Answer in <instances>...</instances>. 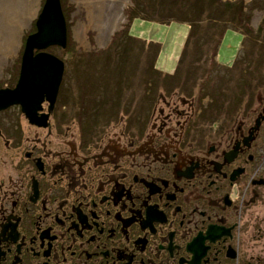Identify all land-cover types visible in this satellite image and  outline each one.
Masks as SVG:
<instances>
[{"label":"flooded vegetation","instance_id":"obj_1","mask_svg":"<svg viewBox=\"0 0 264 264\" xmlns=\"http://www.w3.org/2000/svg\"><path fill=\"white\" fill-rule=\"evenodd\" d=\"M18 67L16 57L0 88L13 87ZM80 89L78 160L25 142V128L51 127L58 88L33 122L18 103L0 107V264H264V102L205 129L189 106L174 136L138 144L155 163L142 167L125 152H94L103 133H85Z\"/></svg>","mask_w":264,"mask_h":264},{"label":"rangeland","instance_id":"obj_2","mask_svg":"<svg viewBox=\"0 0 264 264\" xmlns=\"http://www.w3.org/2000/svg\"><path fill=\"white\" fill-rule=\"evenodd\" d=\"M42 1L0 0V20L3 16L11 13L12 10H19V15H17L19 20L24 19V17L27 18L24 25L17 28L19 29L18 38L14 48L8 53L0 52V81L5 79L6 72L11 71L9 68H11L12 61L19 57L25 35L32 32V28L34 30L33 21ZM241 1L243 11L250 13L247 20L248 25L255 29L264 14V0ZM58 2L62 15H67L66 18L63 17L65 35L66 38L69 37L71 49L75 54L68 52L65 46L60 48L56 45H49L44 48V50L61 59L64 66L55 105L50 116L51 127L48 130L41 129L39 131L25 128L27 136L25 142H28V144L35 142L41 147L42 152L45 154L49 152L55 160L64 157L78 160L79 156L73 154L78 148L77 141H75L74 115L79 102L80 88L82 87L85 105L81 116L85 133L93 136L92 134L97 129H99V133H103L99 147L94 152L98 150L99 152H112L114 150L115 152H125L127 157H132L134 160L138 159L143 164L142 167H148V161L152 165L155 163L145 153L143 146L138 144L147 141L149 144L154 145L152 142L156 141V137L174 136L178 133L181 120L187 114L189 106L193 105L199 108L191 119L203 120L204 124L201 129H205L209 121L212 120H244L246 112L264 102V98H261V94L264 93L263 88L247 89L240 87V84H238L242 80L240 73L243 68L233 65L234 67H232L229 74H226L220 67V65L224 66L229 63L233 58L234 51L237 44H239L237 33L231 31L224 33L220 46L213 57L217 65H212L211 70V76L216 79L214 80L215 85L217 83L218 86L221 79L227 77L233 79L231 85L220 87L221 90H219L204 84L196 89L197 78L201 75L199 72L202 70L204 59L203 57L194 58L191 54H188L191 41L189 39L187 43L185 42L187 36L185 23L170 21L160 24L146 19L133 18L127 30L123 31L121 36L114 42L115 46L120 47L118 40L127 32L133 37L155 41L160 44L153 59H150L148 51H144V49L141 51L143 53L141 56L146 58H139L141 60L140 66L145 60L149 70H163L166 72L164 76L168 78V84L163 83L165 85L163 87L159 83L158 91L154 92L155 95L151 98L148 95V78L154 75L160 76L161 73H154L153 71H150V73L147 71L146 73L137 72V68L130 72L128 66L124 71L125 75L123 77L119 76L118 81L112 82L115 72L111 71V63L116 57H110V53L107 54L105 48L109 45L113 33L126 24L127 17L123 11L124 7L130 4V0H58ZM23 12H25L24 15H22ZM135 14L144 16L140 11H135ZM206 39L207 37L202 38L204 41ZM184 45L185 54L181 58L180 71L174 73L173 70ZM129 47L132 48V51L129 52L130 58H132L134 54L138 53V50L133 46V43ZM100 51H102L101 54L98 53ZM150 53H153V51H150ZM149 60L152 62L150 66L148 65ZM187 62H191L193 68L188 74H185L183 72L184 64ZM216 70L217 72H215ZM232 73L237 74V83ZM252 74L254 73H248L247 75L251 76ZM185 75L189 76L187 82L183 81ZM176 76L181 78L176 82L174 80L175 83L170 82L169 78ZM121 77H126L128 82H125L126 80L123 82ZM138 77L141 80L143 78L147 80L145 82L146 88H144L142 81L139 82L140 86L137 85ZM130 79L132 82L129 81ZM105 80L109 83L107 89H105L106 92L103 91ZM115 83H119V85ZM125 83H127V86ZM183 83H185V88ZM218 92L221 93V96L215 100L212 95ZM142 95H145V97L141 98ZM220 105H227V108L220 107ZM209 107L212 110L206 112ZM95 110L98 111V117H95ZM175 110L181 111L182 115L176 116ZM252 116L253 114L249 113L248 119H251ZM2 117L10 118V112ZM188 130L190 134L192 131L190 125ZM134 131L142 138L133 137L136 142L132 143L129 138H132ZM68 153L71 155H68Z\"/></svg>","mask_w":264,"mask_h":264},{"label":"trees","instance_id":"obj_3","mask_svg":"<svg viewBox=\"0 0 264 264\" xmlns=\"http://www.w3.org/2000/svg\"><path fill=\"white\" fill-rule=\"evenodd\" d=\"M135 11H140V13H142L144 16H138V14L134 15ZM123 12L127 17V22L122 26L121 29L113 33L110 38L109 45H107L105 48L107 50L106 53H110V57H116L115 59H113V61L115 60L114 63L113 61L111 63V71L115 72L113 77L114 81L112 80V82L118 81L120 78L119 76L123 77L125 75L124 71L129 66L130 72H133L134 68H137V72L146 73L147 71L148 73H150V71H153L154 73H161L160 76L154 75L153 77L148 78V95L151 98L155 95L154 92L158 91L159 83H161L163 87H165L164 84H168V78L164 76L166 74L165 71L149 70L145 63V60H143V64L142 66H140L141 60L139 58H146L144 56H141L143 55L141 51L143 49L144 51L147 50L150 59H153L160 46L158 42L151 40L146 41L141 38H136L127 34L126 32L118 40L120 47H118V45L115 46L114 41H116L121 36L123 31L127 30L128 25L131 23L132 19L140 18L160 24H164L170 21L185 23V25L187 26V36L185 42L187 43V40L189 39L191 41V48L188 54H191L194 58L203 57L204 59L202 70L201 72H199L201 75L197 78L198 83L196 85V89H199L204 84H207L209 87L218 88L219 90H221L222 87L229 86V84L231 85L233 79H230L229 77L221 79V82L220 84H218V86L217 83L215 85L214 80L216 79L215 77L211 76V70L212 65H217V63L214 62L213 57L215 56L218 47L220 46V42L224 33L226 31L237 33L239 35V44H237L233 58L229 63H224L225 65H220V67L226 74H229L232 67L234 66L241 67L243 68L241 70L242 75L240 73L242 82H238L236 79L238 78L236 76L237 74L232 73L236 83L238 82V84H240V87L247 89H264V14L256 28L253 29L248 25L247 21L250 17V13H245L243 11V4L241 0H130V4L124 7ZM63 17L66 18L67 15L65 14V16ZM31 31H33V28L31 29ZM207 33L208 35H206ZM205 37H207V39L205 41L202 40V38ZM129 42L133 43V46H135L138 50V53H133L134 55L132 54V58H130L129 54V52L132 51V48H130L131 46L129 47V45H131V43ZM71 48L72 47L70 46L69 37H67L65 49L68 52L75 54V52H73ZM184 49L185 45L182 48V52L180 53V56L176 63V67L173 70L174 73H178L180 71L179 67L181 58L185 54ZM150 51H153V53H150ZM98 53L101 54L102 51ZM148 65H152V62H150V60L148 61ZM184 65L185 68L183 72L185 74H188V72L193 68L192 64L191 62H187ZM105 66L107 65L105 64ZM215 72H217V70ZM248 73L254 74L248 76ZM122 77L121 79H123V82L125 80V82H128L126 77ZM179 78L181 77L176 76L169 79L171 80L170 82H173L174 80L176 82ZM188 79L189 76L187 75L183 77V81L185 82H187ZM129 81H131V79ZM141 81L142 83H144V88H146L145 82L147 80L144 78L141 80L138 77L137 85H139V82ZM134 82H136V80H134ZM252 82H254V84H252ZM115 84L119 85V83ZM108 85L109 83L107 82V80H105V82L103 83L104 89H107ZM125 85L127 86V83H125ZM184 85L185 83H183V86ZM115 92L117 93V90ZM212 96L216 100L221 96V93L218 92ZM261 96L262 98H264V93L261 94ZM144 97L145 95H142L141 98ZM211 110L212 108L209 107L208 111L206 112H210Z\"/></svg>","mask_w":264,"mask_h":264},{"label":"water","instance_id":"obj_4","mask_svg":"<svg viewBox=\"0 0 264 264\" xmlns=\"http://www.w3.org/2000/svg\"><path fill=\"white\" fill-rule=\"evenodd\" d=\"M34 30L25 35L19 55L18 76L12 88H0V107L18 103L29 122L43 97L52 104L63 71L62 60L44 50L65 46V23L58 0H43L33 21Z\"/></svg>","mask_w":264,"mask_h":264},{"label":"bare ground","instance_id":"obj_5","mask_svg":"<svg viewBox=\"0 0 264 264\" xmlns=\"http://www.w3.org/2000/svg\"><path fill=\"white\" fill-rule=\"evenodd\" d=\"M16 9V8H15ZM25 12L22 13L24 15ZM19 10H12L0 20V52L8 53L11 51L18 38V27L24 25L26 17L19 20Z\"/></svg>","mask_w":264,"mask_h":264}]
</instances>
